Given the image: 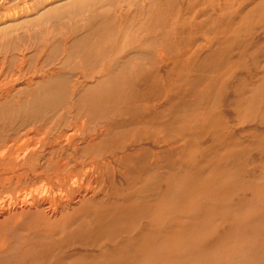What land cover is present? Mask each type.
Listing matches in <instances>:
<instances>
[{
	"label": "rangeland",
	"instance_id": "374dc122",
	"mask_svg": "<svg viewBox=\"0 0 264 264\" xmlns=\"http://www.w3.org/2000/svg\"><path fill=\"white\" fill-rule=\"evenodd\" d=\"M263 32L264 0H0V148L47 136V149L21 172L5 164L10 156L2 161L0 181L27 176L12 196L55 187L58 200L70 195L55 183L68 176L57 161L77 183L83 167H97L92 201L74 205L64 228L29 220L0 229V247L8 246L0 264L103 263L139 234L163 233L148 206L179 169L202 177L201 189L225 180L229 192L213 193L209 204L225 211L246 201L257 230L245 238L247 253L264 248ZM73 128L82 136L69 152L48 153ZM127 211L130 220L119 223ZM188 215L167 225L197 224ZM230 216L218 221L220 234Z\"/></svg>",
	"mask_w": 264,
	"mask_h": 264
},
{
	"label": "bare ground",
	"instance_id": "6f19581e",
	"mask_svg": "<svg viewBox=\"0 0 264 264\" xmlns=\"http://www.w3.org/2000/svg\"><path fill=\"white\" fill-rule=\"evenodd\" d=\"M51 1L53 2V0H51ZM263 34H264V32H263ZM216 37H214V38H216ZM260 42H262V41H260ZM254 44H256V43H254ZM231 86H232V84H231ZM233 86H234V84H233ZM169 96H171V95H169ZM259 97H260V95H259ZM187 98H189V97H187ZM113 102H115V101L112 100V104H114ZM110 103H111V101H110ZM116 103H117V101L115 102V104ZM90 104H92V103H90ZM115 104L112 106L115 107ZM87 105H89V104H87ZM226 111L228 112V110H226ZM235 118H236V116H235ZM78 120H76V121H78ZM89 120H91V119H89ZM98 120H100V119H98ZM83 122H84V120H83ZM84 123L82 124L83 126H84ZM77 125H78V123H77ZM99 125H101V122ZM80 127H82V126H80ZM74 128L76 129V127H74ZM74 128L72 131L70 130L66 134H64L63 136L58 137V140H55L56 143L53 142V143H55V145L49 144L50 146H47V147H49L48 153L53 154V155L56 153H62L64 150L68 149L72 144H74V142L77 140V138L82 136L81 135L82 130H80L82 128H80L78 130H74ZM84 129H86V128L84 127ZM114 130H116V129L114 128ZM43 132H41V133H43ZM104 132H105V130L103 131V133ZM99 137H100V135H99ZM46 138H47V136L46 137L43 136L41 138V141L37 142L35 145H29V146H26L24 148H23V145L19 144L20 142H15L14 140L8 142L7 144H5V146L3 148H0V163L2 161H5L6 158H8L10 156V158L7 160V162L5 161V164H9L10 168L14 172H16V171L21 172L22 171L21 168H23L27 164L29 165L28 162L32 161V159L38 155L40 150L46 148L45 144L43 143L45 140H47ZM91 138H93V137H91ZM162 138H163V136H162ZM18 141H21V140H18ZM179 141H181V140H179ZM207 141H209V140H207ZM119 142H120V140H119ZM82 143H84V142H82ZM101 144H100V146H102ZM80 146H84V145L80 144ZM147 148H150V147H147ZM73 149H71V151ZM87 149H89V148H87ZM87 149H85V150H87ZM68 150H70V149H68ZM68 150H66V151H68ZM127 150H128V148H127ZM12 151L14 152V155L11 154ZM81 153H82V151H81ZM64 156H66V155H64ZM255 157H256V155H255ZM63 158H65V157H63ZM68 158H70V157H68ZM91 158H94V157L92 156ZM33 160H35V158ZM93 160H95V159H93ZM72 164H73V162H72ZM81 165H82V163H81ZM92 165H94V164H92ZM97 165H98V163H97ZM130 165H132V164H130ZM56 166L59 167V172H58L59 174H61L60 172H63V174H66L68 176L63 177L64 175L63 176L57 175L56 176L57 180L54 179V180H56L55 183L59 188H61L60 190H62L64 188L69 193L70 197L68 196L67 193H66L67 195L62 194L61 193L62 191H61L60 194H62L64 196L62 197L60 194H58L59 199L56 200V195L53 194V196H52V194H50L51 192H53L55 190V187H51V188H53L52 189L53 191H50V193H40L39 194L36 192L35 193L25 192L24 194H17L16 196H12L13 193L11 194L9 192H13V190L19 186L22 187L30 179H28L27 176H21L19 174L13 178L5 179L4 181H0V195L3 194L2 198H0V229L4 228L6 226H14V228H15V226H18V224H20L21 222H25V221H29V220L30 221L39 220L41 224H44V225L49 226V227H50V225L52 227L54 226L55 229L58 230V229H61L62 225H63L62 228H64V224H66L67 220L70 217L69 212L75 211L73 209L74 205L85 204V203L92 201L91 200L92 198L89 197V194L92 192L91 190L93 188L92 187L93 174L96 171V168H97L96 166L86 165L85 167L82 168V170H80L81 183H77V181H74L73 174H75L76 172L72 173V169H68L65 166V161L64 162H61V160L57 161ZM126 168H127V166H126ZM24 170H25V168H24ZM24 170H23V172H24ZM43 170H45V169H43ZM47 170H50V169L48 168ZM98 170H100V169L98 168ZM120 172H122V171H120ZM44 173L47 174L46 170ZM54 173H56V171ZM42 177H43V174H42ZM40 179H41V177H40ZM0 180H2V179H0ZM167 180H168V188L166 189V191L159 197V199L157 201H155V203L153 201V202L149 203V206H148V209H150L152 211L151 221L154 223V212H155L156 215L159 216L158 220L159 219L163 220L162 224L164 225V228H166L165 231L161 234H159V233L154 234V232H148L147 234L143 235V237H140V234H139L138 238L136 240L131 238V239L135 240L136 243L134 242L133 246L128 245L125 248L123 254L119 253V256H112V254H109V255L105 254L101 258V259H103V263H96V264H264V248H262V249L257 248V250L253 249V251L247 253V249H246L247 247L245 245L246 244L245 238L247 237L249 231H251L254 234H257V230L253 226L254 217L250 214L249 209H248L249 204H247L246 201L242 200L235 207L228 206L225 211L224 210L220 211L219 209L215 210V208L209 204L208 199L212 196L213 193L218 192V191H223L225 193L229 192L225 188V187H227L225 185L226 184L225 180L214 179L212 182H209L207 180L205 182L206 183L205 189H201L199 187V184H201L200 182H204L203 178L197 177V175L195 173H193L192 170H189V169H186V170H180L179 169L177 172L170 174L168 176ZM32 181H34V180H32ZM232 183H234V180L232 181ZM124 187H126V186H124ZM47 189H48V187H47ZM63 192H64V190H63ZM248 198H250V197H248ZM251 198H254V197H251ZM118 199H120V198H118ZM206 200H207V203H206ZM94 202H96V201L94 200ZM199 203H200L199 209L204 207V210L201 213V215H198L196 217L197 205ZM134 206L137 207L138 205L135 204ZM185 211H187L189 213V215L187 217L188 220H190L192 223L194 221H196L197 224H191L188 226L187 225L180 226L179 224L167 225L170 218L175 219V218L181 216ZM224 215L225 216L226 215H232V216H230V217H232V221L228 226V230L225 231L224 234H220L217 231L218 221H220V220L222 221V218L224 217ZM131 216H132V214L127 211L126 214L122 217V219H119L120 221H118V222L120 223L121 221H128V220H130ZM227 217H229V216H227ZM102 223L107 224L108 222H105V220L103 221L102 219H98L97 226L99 224H102ZM33 224L34 223L32 222L31 225H33ZM35 226H36V224H35ZM40 227H42V226H40ZM19 229L21 230V228H19ZM32 229L34 230V228H32ZM32 229H30V230H32ZM37 229L40 230V228H37ZM261 232L264 235V229ZM36 234H39V233H36ZM126 238H128V237H126ZM2 239H3V237H2ZM131 239H129V241L133 242V240H131ZM8 243H10V242H8ZM3 247L5 248L6 246L0 247V251H3V250H1V248H3ZM6 248H8V246ZM8 254L9 253H6L5 256L7 257ZM13 254H14V252H13ZM112 257H116V258H112ZM107 261H109V263H106ZM26 264H27V262H26Z\"/></svg>",
	"mask_w": 264,
	"mask_h": 264
}]
</instances>
